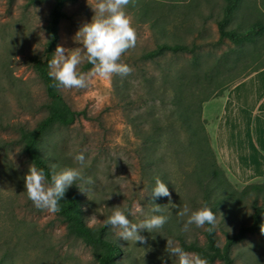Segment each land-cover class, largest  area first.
<instances>
[{"label":"rangeland","instance_id":"1","mask_svg":"<svg viewBox=\"0 0 264 264\" xmlns=\"http://www.w3.org/2000/svg\"><path fill=\"white\" fill-rule=\"evenodd\" d=\"M223 0H73L63 6L51 71L69 106L81 113L69 126L52 124L37 149L52 170L81 195L86 223L107 224L121 264H201L179 238L204 242L201 188L192 173L199 145L173 116L176 69L196 83L200 119L212 130L225 91L263 58L264 37L220 58L215 20ZM51 0H0V264H95L91 249L65 230L46 182L21 152L17 126L31 128L45 114L43 85L27 62L46 38ZM264 0H240L228 27L262 18ZM198 43L199 58L141 53L156 42ZM103 65L82 69L92 55ZM220 64L215 65L216 57ZM179 75V74H177ZM149 136V137H146ZM148 161V162H147ZM239 191L245 184L227 175ZM264 182V179L249 183ZM239 197V194H237ZM250 197L217 213L234 231L249 221ZM235 264H264V228L231 248ZM214 264H221L215 261Z\"/></svg>","mask_w":264,"mask_h":264},{"label":"trees","instance_id":"2","mask_svg":"<svg viewBox=\"0 0 264 264\" xmlns=\"http://www.w3.org/2000/svg\"><path fill=\"white\" fill-rule=\"evenodd\" d=\"M38 1L41 0H27L30 4ZM67 1L73 0H51L44 26L46 38L42 49L39 53H32L27 57V62L42 82L47 101L45 114L33 127L17 126L20 149L44 180L53 186L49 204L57 217L64 222L66 232L79 237L90 247L95 264H121L118 260L120 248L108 233L107 224L89 226L86 223L77 184L74 181L68 183L62 176L56 174L37 149L40 137L52 124L69 126L81 113L71 108L63 97L60 86L64 77H56L50 68L59 37V21L65 15L63 6ZM239 2L240 0H223L221 15L215 20L217 41L226 45V49L219 55L220 58L243 49L246 44L251 45L252 52L257 54L255 45L264 37V12L262 18L252 21L243 29L228 27ZM199 48L200 45L195 42L187 44L181 41L163 40L141 53V57L153 60L166 54H188L194 63L199 58ZM219 57L217 56L214 60L215 65L220 64ZM104 63V58L94 54L82 64V69ZM262 67H264V51L260 63L242 77ZM174 78L176 82L172 85L171 98L174 105L173 116L187 129L192 140H196L199 145L198 164L202 170H195L192 177L201 188V221L204 227L202 244L196 240L186 241L182 236H178L179 249L194 252L201 264H214L215 261H220L221 264H235L231 256L232 246L246 239L249 234L257 233L264 228V182L245 184L239 191L234 188L227 177L228 173L218 162L216 151L210 144L201 123L200 104L206 97L200 100L201 92L190 90L193 82L188 75L183 74L181 69H176ZM248 196L250 197L249 221L241 220L234 231L220 227L223 241L219 244L214 224L217 213L228 210L229 205L226 204L228 201L239 199L240 202Z\"/></svg>","mask_w":264,"mask_h":264},{"label":"crops","instance_id":"3","mask_svg":"<svg viewBox=\"0 0 264 264\" xmlns=\"http://www.w3.org/2000/svg\"><path fill=\"white\" fill-rule=\"evenodd\" d=\"M212 144L218 162L234 180L264 179V67L225 91Z\"/></svg>","mask_w":264,"mask_h":264}]
</instances>
